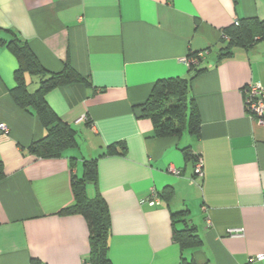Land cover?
Here are the masks:
<instances>
[{"label":"crops","instance_id":"0c3cea01","mask_svg":"<svg viewBox=\"0 0 264 264\" xmlns=\"http://www.w3.org/2000/svg\"><path fill=\"white\" fill-rule=\"evenodd\" d=\"M248 17L264 19V0H0V27L27 41L42 67L58 72L68 62L88 82L45 93L76 129L77 144L36 158L27 147L45 130L13 101L17 61L0 46V123L8 127L0 134V264H84L86 219L60 210L73 203L72 177L93 158L97 182L85 191L107 204L112 264H249L264 253V125L250 118L242 92L248 84L264 88V39L218 54L227 41L222 30ZM191 52H204L198 67L205 70L190 88L199 137H156L142 104L156 80L189 75ZM26 82L31 92L39 81L26 75ZM110 144L125 154L101 156ZM186 146L199 157L201 176L197 161L185 159ZM167 187L170 199L145 201L152 188ZM180 210L201 239L183 253L170 218Z\"/></svg>","mask_w":264,"mask_h":264},{"label":"trees","instance_id":"16d2710c","mask_svg":"<svg viewBox=\"0 0 264 264\" xmlns=\"http://www.w3.org/2000/svg\"><path fill=\"white\" fill-rule=\"evenodd\" d=\"M222 31L221 39L226 44L219 48V57L229 56L233 46H248L257 40L264 39V19L248 17L236 19ZM0 46H5L16 58L17 67L13 78L15 85L10 90L13 101L20 108L32 111L40 121L45 134L30 143L27 147L29 154L36 158H55L62 155L67 148L74 147L76 129L62 121L50 108L45 100V93L55 87L70 83H88L77 73L68 62L58 72L47 71L29 47L27 41L20 39L13 31L0 27ZM196 55L189 53L187 57ZM200 61V60H199ZM198 61V62H199ZM190 64L187 77H169L156 80L152 89L142 104L141 116L150 119L153 125L154 136H180L183 132L199 137L200 118L196 104L191 96L192 79L203 72L205 68ZM26 75L38 78V87L34 91L27 89ZM186 160H199L190 146L182 148ZM125 154V147L118 151L116 144L106 147L101 156ZM97 158L84 160L81 177H72L73 203L60 210L62 214H81L88 224L90 253L84 264H112L108 257V237L110 234V214L103 197L96 193L88 197L85 191L86 183L97 182ZM4 176L0 162V179ZM172 188L159 191L161 198L168 200L172 197ZM188 210L170 213L172 223V238L176 241L183 253L185 250L196 248L201 239L196 234L195 227L187 218ZM180 223L181 228L176 224ZM183 262L185 259H182ZM28 264H42L32 258Z\"/></svg>","mask_w":264,"mask_h":264},{"label":"built area","instance_id":"2783aa9c","mask_svg":"<svg viewBox=\"0 0 264 264\" xmlns=\"http://www.w3.org/2000/svg\"><path fill=\"white\" fill-rule=\"evenodd\" d=\"M237 20L234 19V22ZM204 55V52H197L196 55L191 57H186L185 62L189 66L190 64H196L200 58ZM244 96V106L246 112L256 122L264 125V88L256 83V84H248L242 90ZM8 132V127L4 123H0V134H6ZM172 171L175 174H178L179 171L172 168ZM195 175L201 176L202 175V163L200 159L197 161L195 169ZM160 197L158 195V191L152 188L148 197L145 199L149 205H154L158 203ZM208 226L211 225L210 219L206 220ZM237 231V230H235ZM239 231V230H238ZM264 260V253L256 254L249 258L248 263H252L254 261H263Z\"/></svg>","mask_w":264,"mask_h":264}]
</instances>
